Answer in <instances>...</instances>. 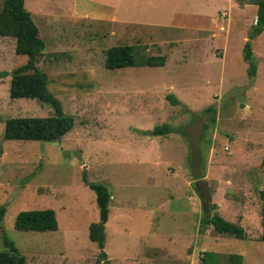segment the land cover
Here are the masks:
<instances>
[{"label":"rangeland","instance_id":"obj_1","mask_svg":"<svg viewBox=\"0 0 264 264\" xmlns=\"http://www.w3.org/2000/svg\"><path fill=\"white\" fill-rule=\"evenodd\" d=\"M205 1L224 8L216 12L224 49L195 43L190 54L181 45L163 66L109 69L106 48L127 41L135 58L164 57L161 37L180 32L107 21L109 8L124 9V0H24L45 42L38 66L47 91L74 125L55 142L3 139L6 118L53 109L37 98H11L10 74L0 76V249L6 237L26 264H96L100 249L88 228L98 209L86 179L111 192L103 248L110 264H228V254L264 264V30L251 40V78L243 46L255 9L247 0ZM180 4L190 8L191 0ZM14 48L13 37L0 36V72L26 62ZM161 124L170 132L146 133ZM44 208L54 210L57 229L14 227L19 211ZM212 212L241 225L247 238L205 224Z\"/></svg>","mask_w":264,"mask_h":264},{"label":"trees","instance_id":"obj_2","mask_svg":"<svg viewBox=\"0 0 264 264\" xmlns=\"http://www.w3.org/2000/svg\"><path fill=\"white\" fill-rule=\"evenodd\" d=\"M247 3L254 4L256 8L255 21L252 24L247 40L244 43V59L249 62L248 75L253 78L256 75V62L251 51V40L264 30V0H247ZM127 34V33H126ZM0 36H10L15 39V54L26 56V62L18 65L9 72H0L1 75L10 74L9 96L11 98L30 97L37 98L51 106L53 113L47 116H14L4 121L2 137L5 140H42L55 142L60 140L74 125L72 115L62 111L60 102L47 91V75L39 66V58L45 50V42L39 35V29L31 16V12L24 6V0H2L0 8ZM144 51V50H143ZM104 65L109 69L134 66L138 63L149 66H160L164 63V57L148 56L144 52L140 57L135 58L134 45L127 41L117 43L104 50ZM170 103L177 105L179 102L172 95H167ZM206 110L214 111L212 106ZM214 117L211 118L212 123ZM169 124L155 125L146 133L152 136L169 133ZM264 167V155L260 161ZM86 185L95 193V201L98 209V220L90 223L88 234L90 240L96 243L100 249L99 259L103 264H110L107 254L103 251L105 240V224L109 217V203L111 192L107 185L99 182H88ZM264 195V192H263ZM216 206L213 204L210 210ZM3 212V208L0 209ZM261 225L264 229V204L261 207ZM205 224L212 225L213 229L220 234H227L239 239H246L247 233L244 228L232 221L223 218L218 212L206 214ZM14 227L21 231H53L57 229L55 212L52 209H31L19 211L14 220ZM264 240V232L261 235ZM4 248L0 249V264H26L25 257L18 251L13 243L3 238ZM207 258H213V254H206ZM211 256V257H210ZM205 261L206 258H203ZM210 262V261H209ZM242 256L239 254H228L226 263L241 264Z\"/></svg>","mask_w":264,"mask_h":264},{"label":"crops","instance_id":"obj_3","mask_svg":"<svg viewBox=\"0 0 264 264\" xmlns=\"http://www.w3.org/2000/svg\"><path fill=\"white\" fill-rule=\"evenodd\" d=\"M204 1L202 0L201 5L198 3V0H191L190 8H188L185 5H181L180 0H124V9H121L120 6L110 7L106 15L107 17L105 16L104 18H107V21L118 26L119 24L123 26L130 25V27L151 26L173 28V31L178 30L179 34L173 33L172 37L171 35H164L169 36V38L161 37L159 41V44H162V48L164 49L163 65H165L168 57L171 54L173 56L174 49L181 47V45L184 46V53L189 52L190 54L191 44L195 43L206 47L207 43L217 42L221 45L222 49L227 46L228 40L226 36L221 35L224 26L216 14V12L219 13L224 8L217 9L218 7L215 4L211 5L210 2ZM229 1L230 3L232 2V0H227L228 3ZM204 4H206V7L203 6ZM199 5H201V9L197 10L196 8ZM248 5L253 7L256 12V5ZM131 10L138 12L139 15H124L126 11L130 12ZM104 11L106 10L102 12ZM203 41H206L205 45L202 43ZM175 98L178 102L183 103L178 97ZM189 261L191 262V260Z\"/></svg>","mask_w":264,"mask_h":264}]
</instances>
